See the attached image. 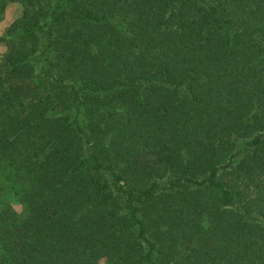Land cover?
<instances>
[{
  "label": "trees",
  "instance_id": "trees-1",
  "mask_svg": "<svg viewBox=\"0 0 264 264\" xmlns=\"http://www.w3.org/2000/svg\"><path fill=\"white\" fill-rule=\"evenodd\" d=\"M0 264H264V0H0Z\"/></svg>",
  "mask_w": 264,
  "mask_h": 264
},
{
  "label": "rangeland",
  "instance_id": "rangeland-1",
  "mask_svg": "<svg viewBox=\"0 0 264 264\" xmlns=\"http://www.w3.org/2000/svg\"><path fill=\"white\" fill-rule=\"evenodd\" d=\"M19 11L20 6L19 3L16 1H12L5 6L3 16L0 20V31L2 30L5 24H7L19 13Z\"/></svg>",
  "mask_w": 264,
  "mask_h": 264
}]
</instances>
